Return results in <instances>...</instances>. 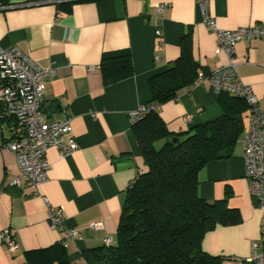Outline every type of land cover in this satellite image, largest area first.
Returning a JSON list of instances; mask_svg holds the SVG:
<instances>
[{"label":"crops","instance_id":"1","mask_svg":"<svg viewBox=\"0 0 264 264\" xmlns=\"http://www.w3.org/2000/svg\"><path fill=\"white\" fill-rule=\"evenodd\" d=\"M23 1L0 0V44L19 45L40 66L55 69L45 81L43 107L49 118L72 117L79 147L64 158L50 147L49 177L36 189L12 184L16 157L0 148V230L9 229L18 244L12 251L0 243V264H42L43 250L63 241L62 231L50 224L49 206L61 208L66 227L82 236L65 239L69 264H88L87 249L115 238L129 184L144 169L132 112L151 99L149 79L179 57L188 35L200 64L199 83L159 109L169 130L181 132L223 113L208 77L228 57L217 51V36L205 23L198 0ZM158 4L164 5L162 11ZM209 12L222 29L264 26V0H210ZM117 50L131 53L134 73L107 83L102 58ZM235 59L239 77L264 108V41H240ZM92 66L98 69L90 72ZM244 168L240 138L231 157L212 160L199 173L200 196L227 200L242 217L238 224H219L203 239V249L223 257L224 264H242L254 242L264 246V215ZM94 222L101 226L91 228Z\"/></svg>","mask_w":264,"mask_h":264},{"label":"trees","instance_id":"2","mask_svg":"<svg viewBox=\"0 0 264 264\" xmlns=\"http://www.w3.org/2000/svg\"><path fill=\"white\" fill-rule=\"evenodd\" d=\"M199 68L191 38L185 35L179 57L149 79L147 106H161L193 86ZM101 70L107 83L130 77L131 53H104ZM217 101L223 110L219 117L181 132L169 130L160 108L133 123L144 169L129 184L113 242L87 249L88 264H224L223 257L203 249V239L219 224H238L242 217L227 200L211 202L200 196L199 173L208 162L232 156L249 105L241 95L228 91L219 92ZM43 252L47 255L42 264H69L62 242Z\"/></svg>","mask_w":264,"mask_h":264},{"label":"built area","instance_id":"3","mask_svg":"<svg viewBox=\"0 0 264 264\" xmlns=\"http://www.w3.org/2000/svg\"><path fill=\"white\" fill-rule=\"evenodd\" d=\"M61 2L62 0H50ZM42 0H24V4H38ZM203 19L217 36V51L228 57L227 64L215 69L209 80L217 93L228 91L241 95L249 105L244 118V175L251 194L257 199L264 215V108L253 89L245 84L238 74L235 59L238 43L242 40L260 38L264 41V26H244L238 29H222L209 12L210 0H198ZM162 11L164 5H157ZM157 35L162 31L157 29ZM98 67H90V72ZM55 74L52 67L40 66L29 53L19 45L4 47L0 44V148L11 150L16 157L18 171L13 185L26 183L33 189L48 180L50 162L46 152L56 147L62 158L79 147L73 133L72 117L60 114L49 118L44 110L45 81ZM196 83H199L197 81ZM160 105H141L132 112V122L141 118L149 110H157ZM191 115L186 117L190 121ZM70 134L68 138L65 135ZM47 202V199L44 198ZM48 219L53 228L63 233L62 244L66 247L67 237H82L77 229L65 225L61 208L49 206ZM101 222H94L91 228H98ZM109 237L105 243L110 244ZM0 243L10 250L18 246L14 234L9 229L0 230ZM252 254L242 264H264V246L260 242L252 245Z\"/></svg>","mask_w":264,"mask_h":264},{"label":"rangeland","instance_id":"4","mask_svg":"<svg viewBox=\"0 0 264 264\" xmlns=\"http://www.w3.org/2000/svg\"><path fill=\"white\" fill-rule=\"evenodd\" d=\"M240 138H243V135ZM156 145L160 147L162 145V141L157 142Z\"/></svg>","mask_w":264,"mask_h":264},{"label":"water","instance_id":"5","mask_svg":"<svg viewBox=\"0 0 264 264\" xmlns=\"http://www.w3.org/2000/svg\"><path fill=\"white\" fill-rule=\"evenodd\" d=\"M177 142H178V138L177 137H174L173 143H177Z\"/></svg>","mask_w":264,"mask_h":264}]
</instances>
